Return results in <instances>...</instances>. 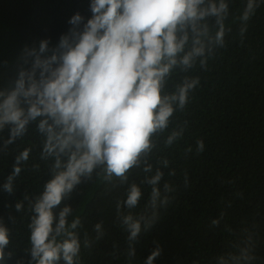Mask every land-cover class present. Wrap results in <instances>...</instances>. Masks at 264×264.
Segmentation results:
<instances>
[{
    "label": "trees",
    "instance_id": "trees-1",
    "mask_svg": "<svg viewBox=\"0 0 264 264\" xmlns=\"http://www.w3.org/2000/svg\"><path fill=\"white\" fill-rule=\"evenodd\" d=\"M90 2L0 0V89L10 88L18 71L30 67V58L25 63L26 49L38 48L47 39L49 52L45 55H51L60 37L72 27L69 19L74 14L79 13L86 22L92 16ZM228 2L225 24L231 31L226 33L225 46L215 50L206 70L198 64L187 73L177 70L168 83L171 91L184 76L200 80L189 93L185 109L170 118L169 128L160 134L150 156L152 174L159 159L169 160L168 168L160 166L164 176L159 185L162 195L164 183L174 189L167 193L169 205L159 209L158 219L134 243L135 256L129 257V233L120 224L116 208L126 198L128 185H121L115 177L111 183L105 181L102 174L97 175L98 169L55 210L58 214L68 205L73 210L69 222L81 221L75 230L81 242L78 264H146L157 247L161 253L153 264H228L229 258L233 264H264V0H257L259 6L246 23L239 17L247 0ZM243 26L246 31L241 36ZM35 129L33 122L24 136L10 144H5L9 127L0 130V225L9 230L10 241L3 264H34L29 201L52 178V161L41 160V137ZM181 129L183 136L165 147L167 135ZM198 140L204 143L201 152L197 151ZM29 147V159L8 193L3 184L13 171L16 156ZM173 170L175 175L169 176ZM128 175V184H138L143 195L137 208L121 205V213L138 216L150 198L151 186L141 183L146 175L142 168H133ZM21 202L23 209L17 211L15 205ZM212 220L219 223L213 226ZM97 223L103 228L99 239L94 230Z\"/></svg>",
    "mask_w": 264,
    "mask_h": 264
},
{
    "label": "clouds",
    "instance_id": "clouds-1",
    "mask_svg": "<svg viewBox=\"0 0 264 264\" xmlns=\"http://www.w3.org/2000/svg\"><path fill=\"white\" fill-rule=\"evenodd\" d=\"M258 6L257 0H247L239 19L246 23ZM90 11L86 22L79 13L69 19L72 27L51 55H45L47 39L38 48L26 49L25 63L30 58V67L18 71L10 88L0 89V130L9 127L5 144L24 136L36 122L40 158L52 161V178L29 201L34 264H60L61 260L78 264L81 242L75 230L81 221L69 222L73 210L68 205L58 214L55 210L98 169L97 175L102 174L105 181L111 183L115 177L128 185L126 198L116 208L120 224L129 233L127 255L135 256L134 243L158 219L159 209L169 205L167 193L174 191L164 183L162 195L159 186L164 176L160 166L168 168L169 160L159 159L152 174L150 156L160 134L169 128L170 118L185 109L189 93L200 83L199 77L184 76L170 91L169 80L175 71L187 73L197 64L206 70L208 60L225 46L226 33L231 31L225 24L228 0H91ZM245 31L241 27V36ZM182 136L183 129L172 130L164 146L171 147ZM203 149V141L198 140L197 151ZM31 151L25 148L16 156L3 184L8 193ZM133 168H142L146 175L141 183L151 186L150 198L138 216L121 213V205L137 208L143 195L138 184H128ZM174 175L175 170L169 172ZM15 207L21 211L23 203ZM218 223L211 222L213 226ZM94 230L98 239L103 236L102 223ZM9 242V230L0 225V264ZM84 244L88 246L87 239ZM160 253L157 247L146 264H153ZM228 264H233L232 258Z\"/></svg>",
    "mask_w": 264,
    "mask_h": 264
}]
</instances>
